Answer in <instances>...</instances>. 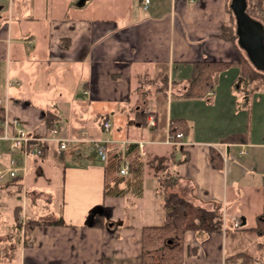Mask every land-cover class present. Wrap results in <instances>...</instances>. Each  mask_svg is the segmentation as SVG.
Wrapping results in <instances>:
<instances>
[{
  "label": "crops",
  "instance_id": "crops-1",
  "mask_svg": "<svg viewBox=\"0 0 264 264\" xmlns=\"http://www.w3.org/2000/svg\"><path fill=\"white\" fill-rule=\"evenodd\" d=\"M149 1L143 10L141 0H0L3 116L34 134L56 128L68 140L64 150L44 144L40 157L13 155L26 172L0 183V264H139L141 228L166 220L169 194L220 214L219 229L185 234L183 264H230L239 253L234 264H264V128L252 142L250 123L246 132L230 118L210 129L205 119L224 95H234L231 85L246 112L255 106L224 38L234 20L231 0ZM199 61L230 66L202 99L185 100L180 95ZM146 105L156 111L152 128ZM102 119L110 122L107 132ZM177 119L188 133L172 141L168 130ZM238 135L243 141L226 140ZM89 140L122 155L137 146L144 162L140 201L132 184L121 183V208L102 205V162ZM58 191L53 208L50 196L57 199ZM97 206L107 215L87 224Z\"/></svg>",
  "mask_w": 264,
  "mask_h": 264
},
{
  "label": "trees",
  "instance_id": "trees-1",
  "mask_svg": "<svg viewBox=\"0 0 264 264\" xmlns=\"http://www.w3.org/2000/svg\"><path fill=\"white\" fill-rule=\"evenodd\" d=\"M246 2V13L264 27V0H246ZM228 11L231 12L229 7ZM224 38L233 45L237 52V65L240 68L239 76L242 89L247 91L249 95L264 90V73L254 69L245 53L237 45L234 20L227 28ZM229 66V62L199 61L193 63L187 88L180 97L185 100L202 99L207 92L213 89L214 76L226 71ZM2 118L3 109L0 108V121ZM168 133L172 141L177 140V134L184 137L188 133L186 122L182 119L174 120L169 126ZM242 137L245 136H231L226 140L241 142L243 141ZM210 158L212 167L220 169V162L213 163L216 159L214 152H210ZM122 161L128 163V172L125 176L119 175ZM143 167L144 162L138 155L135 144L127 145L123 155L122 152L113 147L106 149V158L102 162V205L110 211L121 208L125 194V191L119 188L121 183L132 184L134 193L140 201L143 191ZM162 206L166 211V220L160 225L142 226L141 228L139 264H183L184 237L187 232L208 233L220 228V214L216 209L209 211L193 206L176 194L167 195ZM32 228L33 226H30L29 221H27L25 223L26 232L31 231ZM240 254L243 253L229 258L234 259L235 262L238 259L241 261ZM242 261L246 262L245 258H242Z\"/></svg>",
  "mask_w": 264,
  "mask_h": 264
},
{
  "label": "built area",
  "instance_id": "built-area-1",
  "mask_svg": "<svg viewBox=\"0 0 264 264\" xmlns=\"http://www.w3.org/2000/svg\"><path fill=\"white\" fill-rule=\"evenodd\" d=\"M149 0H141V9L145 10L149 5ZM30 43V41H28ZM146 125L152 128L156 125V111L151 106H145ZM102 130L107 132L110 129V122L101 120ZM181 134L176 135V139H182ZM92 149L100 161L106 158L105 143L99 140H89ZM56 143L60 150L66 149L67 139L58 138V130L56 128L45 129L43 133L34 134L22 125L18 118L8 117L6 114L0 121V163L3 162L6 156L4 167L0 166V183L14 181L19 175L24 177L26 167L24 159L27 157H40L43 154V145L46 143ZM15 154H21L23 160L13 157ZM128 172V163L122 161L119 168V175L125 176ZM21 173V174H20ZM234 228L239 226V221L234 220L232 223Z\"/></svg>",
  "mask_w": 264,
  "mask_h": 264
},
{
  "label": "rangeland",
  "instance_id": "rangeland-1",
  "mask_svg": "<svg viewBox=\"0 0 264 264\" xmlns=\"http://www.w3.org/2000/svg\"><path fill=\"white\" fill-rule=\"evenodd\" d=\"M231 76V75H230ZM237 79H235V82ZM231 88L234 90V95H231L229 92L227 95H224V101L222 105H216L210 108L208 112H205V119L210 120L212 127L210 126V129L212 128H220L222 126L223 121H226L227 119H231L230 122L231 125H237L240 122L242 123V126L244 128V131L246 132L248 129V124L250 123L251 127V135L249 139H251L252 142H257L259 140V132H261L264 128L263 122H264V90H260L256 93H253L250 96V102L249 105H251L253 102L255 103L254 108L252 109V112H246L244 108V100L241 101V98L238 95V92L235 91V87L231 85ZM230 96V97H229ZM240 99V101H239ZM260 99V104L258 105L256 103V100ZM234 109V110H233ZM249 109V108H248ZM203 114H201V117ZM219 116L222 118V122L218 123ZM247 117V119H246ZM248 118H251L252 121H249ZM218 125V126H216ZM237 127V126H236ZM113 131V130H112ZM264 139V136L262 137ZM54 199L52 203V207L56 208L55 203H57V200L60 201V191L57 192V199H55L56 196L52 194L50 196ZM45 208H48V210L51 209V206L45 205ZM148 224H157V223H148ZM264 258V254L262 256ZM262 257L259 258L260 262L264 263V259Z\"/></svg>",
  "mask_w": 264,
  "mask_h": 264
},
{
  "label": "water",
  "instance_id": "water-1",
  "mask_svg": "<svg viewBox=\"0 0 264 264\" xmlns=\"http://www.w3.org/2000/svg\"><path fill=\"white\" fill-rule=\"evenodd\" d=\"M229 8L234 18L238 47L245 53L254 69L264 73L263 25L246 13V0H231ZM97 214L106 216L107 211L101 206L94 207L87 217V224H90Z\"/></svg>",
  "mask_w": 264,
  "mask_h": 264
}]
</instances>
